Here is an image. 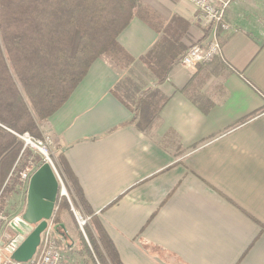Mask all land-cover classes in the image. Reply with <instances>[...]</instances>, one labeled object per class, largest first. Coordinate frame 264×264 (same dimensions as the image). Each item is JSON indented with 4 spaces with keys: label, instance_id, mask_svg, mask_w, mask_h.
<instances>
[{
    "label": "crops",
    "instance_id": "obj_1",
    "mask_svg": "<svg viewBox=\"0 0 264 264\" xmlns=\"http://www.w3.org/2000/svg\"><path fill=\"white\" fill-rule=\"evenodd\" d=\"M240 2L244 15L225 12L230 28L222 29L200 21L188 0H141L165 28L156 32L132 19L118 37L131 63L151 70L143 59L150 50L162 64L213 39L220 53L195 67L179 60L160 83L154 72L130 100L121 79L148 80L149 73L96 59L45 121L54 157L63 154L123 264H264V26L257 23L264 0ZM66 189L84 213L68 183ZM67 222L78 227L62 216L72 240Z\"/></svg>",
    "mask_w": 264,
    "mask_h": 264
},
{
    "label": "trees",
    "instance_id": "obj_2",
    "mask_svg": "<svg viewBox=\"0 0 264 264\" xmlns=\"http://www.w3.org/2000/svg\"><path fill=\"white\" fill-rule=\"evenodd\" d=\"M135 17L156 32L165 28L159 14L140 0H0V229L11 217L8 196L16 186L24 187L19 171L31 159L42 163L20 136L41 137L39 126L68 101L96 59L118 61L117 65L132 60L118 37ZM186 51L162 64L154 63L153 49L143 59L150 68L157 66L160 83ZM147 90L139 93L137 107ZM56 156L69 188L89 217L84 238L68 199L58 194L52 222L65 247L72 240L61 229L63 211L77 224L78 256L91 257L93 264H123L102 223L87 209L63 154Z\"/></svg>",
    "mask_w": 264,
    "mask_h": 264
},
{
    "label": "built area",
    "instance_id": "obj_3",
    "mask_svg": "<svg viewBox=\"0 0 264 264\" xmlns=\"http://www.w3.org/2000/svg\"><path fill=\"white\" fill-rule=\"evenodd\" d=\"M198 12L200 21L210 22L222 29H229L230 25L225 19V12L232 0H188ZM221 51V45L215 39L205 44L196 43L191 45L186 53L181 57L180 63L187 67H195L198 64L211 61ZM41 137L33 138L28 133L21 135L25 145L36 149L41 154L43 163H48L52 168L61 189V195L68 199L70 209L72 210L79 229L84 232V225L89 222L80 209L73 205L69 194L67 193V180L54 157L53 144L54 136L49 131L46 122L40 126ZM35 166H27L19 172V181L27 186L28 180L36 170ZM0 264H82L78 262H64V256L58 248L55 228L52 220L41 233L40 243L33 256L26 261H17L10 256H3Z\"/></svg>",
    "mask_w": 264,
    "mask_h": 264
},
{
    "label": "water",
    "instance_id": "obj_4",
    "mask_svg": "<svg viewBox=\"0 0 264 264\" xmlns=\"http://www.w3.org/2000/svg\"><path fill=\"white\" fill-rule=\"evenodd\" d=\"M58 194L61 195V189L52 168L42 163L28 180L23 211L9 221L14 237L6 245L0 241L12 259L26 261L33 256L41 233L52 220Z\"/></svg>",
    "mask_w": 264,
    "mask_h": 264
},
{
    "label": "rangeland",
    "instance_id": "obj_5",
    "mask_svg": "<svg viewBox=\"0 0 264 264\" xmlns=\"http://www.w3.org/2000/svg\"><path fill=\"white\" fill-rule=\"evenodd\" d=\"M141 1V0H140ZM243 3L240 2V0H235L234 3H231L227 9H226V15L227 14H232L233 18H238V17H242L244 14L241 12L242 9L245 8V6H242ZM249 6V5H248ZM250 7V6H249ZM258 19H260L257 23L258 24H262L264 26V17H261V16H258ZM251 23V22H250ZM105 59V58H104ZM122 63H125L127 65V68L128 69H131V70H134V69H142L144 71H146L147 73H149V78L148 80H144L142 78H139V77H126V78H122L121 79V85H119V88L120 86L122 87H125L126 90H124L125 92H121L122 95H123V98H126L127 100H130V98H135V93L137 90H140V89H145L147 85L150 84V82H153V80L156 79L155 75H154V72L156 74L159 73V71L157 70V66L156 67H152L151 70H148L145 67L142 66L141 62L138 60V61H134V62H126V61H123ZM131 63V64H130ZM118 64V61L115 63V65ZM118 66V65H117ZM119 91H122L121 89H119ZM143 105H145L143 103ZM134 106H137L136 104H134ZM151 111H147L146 112V117L147 116H151L152 114H154V112H152L151 114ZM140 114V112H139ZM141 115V114H140ZM142 117V115L140 116ZM34 150V153L35 155H39L41 157V154L34 148H32ZM37 153V154H36ZM42 161V159H41ZM43 163V162H42ZM41 162L40 163H36L35 160H32L29 161L27 164H25V166L20 170L22 171L23 169H25L27 166H35V167H38L39 164L41 165L42 164ZM19 171V172H20ZM26 202V194L25 192L23 191L22 188H20L19 186L17 187L16 186V189H14V191L8 196V211H9V215L11 214H16L17 212H22V208L24 207V204ZM68 216L69 213L67 211H63L62 212V216ZM7 221H5V223L3 224V226L1 227L0 229V241H2L4 239L3 236H5L6 234L10 233V230L8 228V225L9 224V221H10V217L9 219H6ZM67 227L69 229V233L70 235L72 236V240H73V243L70 247L71 250H69V247H65V242L63 243V245H61L62 243H58L57 242V245H58V248L60 249V251L63 253V254H67V255H70L68 257L71 258L72 261H77V262H82V264H93V260L91 257H87V258H79V257H76L74 253V251L77 249V240H78V235H77V228H75V225H73V223L69 224L67 222ZM58 241V240H57ZM76 247V248H74ZM3 256H9L8 253L4 250V248L2 246H0V261L2 260Z\"/></svg>",
    "mask_w": 264,
    "mask_h": 264
},
{
    "label": "flooded vegetation",
    "instance_id": "obj_6",
    "mask_svg": "<svg viewBox=\"0 0 264 264\" xmlns=\"http://www.w3.org/2000/svg\"><path fill=\"white\" fill-rule=\"evenodd\" d=\"M7 225H8V224H7ZM8 228H9V230L11 229V230H10V233L6 234V235L3 236V237H4V239L8 238V239L10 240L11 238L14 237L15 233H14V230H13L9 225H8ZM4 239H3L2 241H4ZM9 240H5V241H4V245L8 244ZM4 245H2L3 248H4Z\"/></svg>",
    "mask_w": 264,
    "mask_h": 264
},
{
    "label": "bare ground",
    "instance_id": "obj_7",
    "mask_svg": "<svg viewBox=\"0 0 264 264\" xmlns=\"http://www.w3.org/2000/svg\"><path fill=\"white\" fill-rule=\"evenodd\" d=\"M53 221V220H52ZM11 230V229H10Z\"/></svg>",
    "mask_w": 264,
    "mask_h": 264
}]
</instances>
